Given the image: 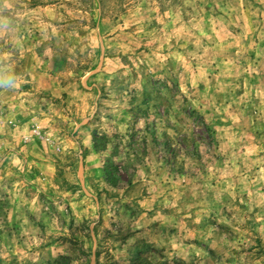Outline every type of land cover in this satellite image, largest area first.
<instances>
[{
	"label": "rangeland",
	"instance_id": "1",
	"mask_svg": "<svg viewBox=\"0 0 264 264\" xmlns=\"http://www.w3.org/2000/svg\"><path fill=\"white\" fill-rule=\"evenodd\" d=\"M0 84V264H264V6L0 0Z\"/></svg>",
	"mask_w": 264,
	"mask_h": 264
},
{
	"label": "crops",
	"instance_id": "2",
	"mask_svg": "<svg viewBox=\"0 0 264 264\" xmlns=\"http://www.w3.org/2000/svg\"><path fill=\"white\" fill-rule=\"evenodd\" d=\"M241 2L246 6V7H252V6H257L261 5L264 6V0H241ZM38 172V171H37Z\"/></svg>",
	"mask_w": 264,
	"mask_h": 264
},
{
	"label": "clouds",
	"instance_id": "3",
	"mask_svg": "<svg viewBox=\"0 0 264 264\" xmlns=\"http://www.w3.org/2000/svg\"><path fill=\"white\" fill-rule=\"evenodd\" d=\"M7 86H8V87H13V86H14V81L11 80V79H9V80L7 81ZM0 87H4V85H3V84H0Z\"/></svg>",
	"mask_w": 264,
	"mask_h": 264
},
{
	"label": "trees",
	"instance_id": "4",
	"mask_svg": "<svg viewBox=\"0 0 264 264\" xmlns=\"http://www.w3.org/2000/svg\"><path fill=\"white\" fill-rule=\"evenodd\" d=\"M107 178H110L109 174L106 173Z\"/></svg>",
	"mask_w": 264,
	"mask_h": 264
}]
</instances>
